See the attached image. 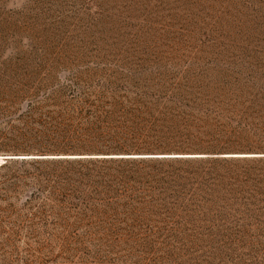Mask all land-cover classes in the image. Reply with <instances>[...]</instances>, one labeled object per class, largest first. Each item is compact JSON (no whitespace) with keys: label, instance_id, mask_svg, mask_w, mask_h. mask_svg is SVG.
I'll list each match as a JSON object with an SVG mask.
<instances>
[{"label":"trees","instance_id":"1","mask_svg":"<svg viewBox=\"0 0 264 264\" xmlns=\"http://www.w3.org/2000/svg\"><path fill=\"white\" fill-rule=\"evenodd\" d=\"M88 10L82 43L64 40L62 28L39 40L32 28V51L5 67L13 81H0V123L12 127L15 145L3 153L16 159L0 165V233L25 232L39 247L67 249L69 259L162 252L166 264L244 263L240 245L264 247V147L228 141L248 137V124L264 126V94L228 92L220 69L203 91L29 82L47 67L69 66L73 54L83 62L93 43L121 51L135 42L137 27L121 15ZM245 30L246 40L262 33L251 21ZM200 31L209 45L213 31ZM136 34L147 65L162 68L148 49L153 34ZM232 48L221 49L223 59ZM163 68L141 77L165 88Z\"/></svg>","mask_w":264,"mask_h":264},{"label":"rangeland","instance_id":"2","mask_svg":"<svg viewBox=\"0 0 264 264\" xmlns=\"http://www.w3.org/2000/svg\"><path fill=\"white\" fill-rule=\"evenodd\" d=\"M89 7L107 16L121 15L124 23L153 34V40L148 43L151 57L163 62L170 72L165 88L141 77L143 72L162 73L165 69L160 67V62L147 65L144 61L143 42L136 34L137 28H131L135 42L123 43L121 51L111 42L105 50L99 42L93 43L85 47L83 62L79 55L73 54L74 62L69 66L47 67L29 82L201 90L202 84H212L213 72L220 69L229 75L227 85H233L228 92L264 94V0H0V47H5L3 51L0 49V81H13L4 72L6 65L21 50L32 51L31 40L38 35L32 28L39 31V40L45 37V30L62 28L64 40L82 43L85 37L82 31L89 30L93 21L88 16ZM250 21L262 33L246 40L239 35H248L245 26ZM229 23L235 28L234 33L229 30ZM15 25L20 31L14 29ZM201 27L214 33L209 45L199 40ZM213 43L218 45L216 49H212ZM223 45L233 47L231 57L222 58ZM124 60L129 63L124 65ZM240 120L237 117L232 123L237 131ZM258 124L257 127L248 124L243 131L248 137H235L228 143L264 147V126L261 121ZM11 131L12 127L0 123V165L2 157L7 156L3 151L13 150L15 145ZM237 254L243 258L242 264H259L264 259V247L253 253L248 245H240ZM69 257L65 248L39 247L25 232L16 237L9 230L0 233V264H52L51 258L55 264H166L162 252L143 253L138 260L127 258L128 253L124 252H106L101 259L82 252Z\"/></svg>","mask_w":264,"mask_h":264},{"label":"water","instance_id":"3","mask_svg":"<svg viewBox=\"0 0 264 264\" xmlns=\"http://www.w3.org/2000/svg\"><path fill=\"white\" fill-rule=\"evenodd\" d=\"M2 158H3L2 159L3 162L1 164L7 163V161L10 160V159H13V158L16 159V157L14 155H7V156H3Z\"/></svg>","mask_w":264,"mask_h":264}]
</instances>
